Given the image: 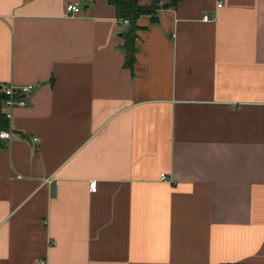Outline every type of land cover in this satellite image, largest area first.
Masks as SVG:
<instances>
[{
    "label": "crops",
    "instance_id": "0c3cea01",
    "mask_svg": "<svg viewBox=\"0 0 264 264\" xmlns=\"http://www.w3.org/2000/svg\"><path fill=\"white\" fill-rule=\"evenodd\" d=\"M137 2L129 68L106 0H0V85L35 86L0 264H264V0Z\"/></svg>",
    "mask_w": 264,
    "mask_h": 264
},
{
    "label": "trees",
    "instance_id": "16d2710c",
    "mask_svg": "<svg viewBox=\"0 0 264 264\" xmlns=\"http://www.w3.org/2000/svg\"><path fill=\"white\" fill-rule=\"evenodd\" d=\"M115 8L116 15L119 19L126 18L128 20V28L123 33V48L125 52L124 64L132 68L135 61V38L138 24L137 17L141 13L150 12L153 6L139 5L137 0H106ZM5 94L1 90L0 85V128L8 129V119L1 110Z\"/></svg>",
    "mask_w": 264,
    "mask_h": 264
},
{
    "label": "built area",
    "instance_id": "2783aa9c",
    "mask_svg": "<svg viewBox=\"0 0 264 264\" xmlns=\"http://www.w3.org/2000/svg\"><path fill=\"white\" fill-rule=\"evenodd\" d=\"M216 6H221V2L218 1L216 3ZM80 9L79 5L77 3H69L67 5V11L70 14H75ZM202 20H208L209 14L205 12L202 17ZM124 22H127L128 20L126 18L121 19ZM33 85L31 84H24V85H16L13 83H3L1 84V90L5 94V98L3 100L2 104V112L4 113L5 117L8 119L10 117V108H12L14 105H23L24 99L23 95L28 94L32 89ZM10 138V131L7 129H1L0 128V142L2 139H9ZM160 179L161 180H168V177L166 173H160ZM47 181V180H46ZM89 186L91 190L96 189V183L95 181H90ZM37 264H43V261L38 262Z\"/></svg>",
    "mask_w": 264,
    "mask_h": 264
},
{
    "label": "water",
    "instance_id": "95a60500",
    "mask_svg": "<svg viewBox=\"0 0 264 264\" xmlns=\"http://www.w3.org/2000/svg\"><path fill=\"white\" fill-rule=\"evenodd\" d=\"M34 88H35V86L33 87V89H32V91H31V92H33V91H34Z\"/></svg>",
    "mask_w": 264,
    "mask_h": 264
}]
</instances>
